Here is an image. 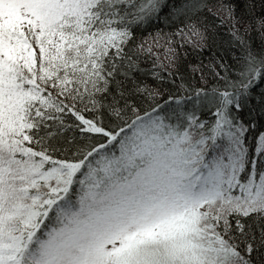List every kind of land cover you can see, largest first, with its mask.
I'll use <instances>...</instances> for the list:
<instances>
[{"label":"snow or ice","instance_id":"1","mask_svg":"<svg viewBox=\"0 0 264 264\" xmlns=\"http://www.w3.org/2000/svg\"><path fill=\"white\" fill-rule=\"evenodd\" d=\"M240 5L0 0V264H264V14ZM224 25L232 63L181 75Z\"/></svg>","mask_w":264,"mask_h":264},{"label":"trees","instance_id":"2","mask_svg":"<svg viewBox=\"0 0 264 264\" xmlns=\"http://www.w3.org/2000/svg\"><path fill=\"white\" fill-rule=\"evenodd\" d=\"M212 3L214 4L215 0H212ZM262 14H264V8L261 7L260 0H255V8L254 9L246 10L244 5H240V7L237 8V15L238 16L243 15L245 20H249L253 16L258 17ZM202 16H208V14L205 12L202 14ZM208 21L211 23L213 21V17L208 16ZM214 23L219 24V20H215ZM157 27L163 28L165 31H171L170 28L165 27V24L162 21H158V22H154L151 25H148L146 32H144V31L137 32V36L139 37L141 35H147V32H153L156 30ZM212 31L214 34V41H213V45L209 49H206L203 52H198V53H193L188 48H185L182 50V51H187L189 54L182 61L181 75L185 76L186 78L188 77V72H187V64L188 63L195 64L197 62L202 61L204 65H207L210 61L214 62L213 58L226 60L229 64L232 63L231 58H230V52L233 51L234 49L232 48V45H231L232 37L229 34L228 25H224V26H221L219 28H216L213 26ZM257 35L258 34L256 32L252 33L253 37H257ZM257 43H258V39H257ZM205 76L207 79V87L210 88L214 83H216V80L211 76V74L209 72L205 71ZM175 79H176V83L179 84L180 83V77L177 76V77H175ZM185 82L186 83L188 82L187 79ZM148 83L152 84L155 82L152 79H149ZM191 84L194 87L203 86L202 82L200 81L199 75L195 76V78L191 80ZM164 88H165V92H164L163 97L160 100V103H163L164 100H166L168 98L169 92L175 91V88H173L168 83H165ZM205 114H207V113H205ZM261 123L262 122H260L258 120L257 128L249 134V136H250L249 143L252 142L251 137H254L260 131H264V127L260 126ZM72 135L78 136L79 134L75 133V132H69V136H72ZM248 222L251 223L250 220ZM254 227H256V226H254Z\"/></svg>","mask_w":264,"mask_h":264},{"label":"rangeland","instance_id":"3","mask_svg":"<svg viewBox=\"0 0 264 264\" xmlns=\"http://www.w3.org/2000/svg\"><path fill=\"white\" fill-rule=\"evenodd\" d=\"M205 115V118H210L209 116H208V114H204Z\"/></svg>","mask_w":264,"mask_h":264}]
</instances>
